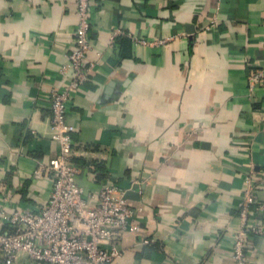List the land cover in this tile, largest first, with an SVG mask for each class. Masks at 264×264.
<instances>
[{
    "label": "crops",
    "instance_id": "obj_1",
    "mask_svg": "<svg viewBox=\"0 0 264 264\" xmlns=\"http://www.w3.org/2000/svg\"><path fill=\"white\" fill-rule=\"evenodd\" d=\"M90 18L95 67L68 114L78 180L127 191L141 227L111 264H234L245 177L264 176V88L248 84L264 65V0H93ZM77 27L75 0H0L3 220L49 199L51 93L72 79ZM252 247L264 264V238Z\"/></svg>",
    "mask_w": 264,
    "mask_h": 264
},
{
    "label": "built area",
    "instance_id": "obj_2",
    "mask_svg": "<svg viewBox=\"0 0 264 264\" xmlns=\"http://www.w3.org/2000/svg\"><path fill=\"white\" fill-rule=\"evenodd\" d=\"M75 2L78 27L75 48L69 55L72 79L62 90L51 93L53 139L59 148L49 167L53 187L41 210H15L5 220L0 214L3 264H15L21 256L47 264H111L127 251L120 247V238L127 232L141 231L134 222L135 209L128 204L127 191L108 183L98 193H86L78 180L81 168L74 159L79 150L72 140L74 127L68 123V114L73 94L88 81L95 62L89 58L94 48L90 35L93 0ZM137 42L161 46L167 41ZM248 84L251 92L264 88V65L249 77ZM253 169L245 177L237 209L238 228L231 237L226 234V239L232 240L234 264H250L253 243L264 238V176L258 178ZM102 242H109L110 249Z\"/></svg>",
    "mask_w": 264,
    "mask_h": 264
},
{
    "label": "trees",
    "instance_id": "obj_3",
    "mask_svg": "<svg viewBox=\"0 0 264 264\" xmlns=\"http://www.w3.org/2000/svg\"><path fill=\"white\" fill-rule=\"evenodd\" d=\"M95 148V147H94ZM93 148V149H94ZM88 149V148H87ZM96 151L98 150V149H95ZM74 161H75V163L80 167V166H82V164H84V160H82V157H77V158H75L74 159Z\"/></svg>",
    "mask_w": 264,
    "mask_h": 264
},
{
    "label": "water",
    "instance_id": "obj_4",
    "mask_svg": "<svg viewBox=\"0 0 264 264\" xmlns=\"http://www.w3.org/2000/svg\"><path fill=\"white\" fill-rule=\"evenodd\" d=\"M134 190H138V188H137V187H135V188H134Z\"/></svg>",
    "mask_w": 264,
    "mask_h": 264
}]
</instances>
